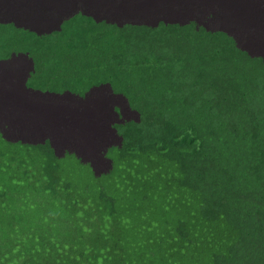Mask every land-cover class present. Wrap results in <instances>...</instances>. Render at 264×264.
<instances>
[{
    "label": "trees",
    "instance_id": "1",
    "mask_svg": "<svg viewBox=\"0 0 264 264\" xmlns=\"http://www.w3.org/2000/svg\"><path fill=\"white\" fill-rule=\"evenodd\" d=\"M7 29L2 41L35 59L38 54L46 60L58 57L61 64L67 57H80L78 78L84 84L105 73L127 80L128 69L115 73L113 62L119 68L125 52L137 45L143 59L137 70L145 76L140 90L150 104L136 129L121 130L122 155L130 157L124 163L121 157L118 171L137 164V179L123 178L137 187V239L114 238L116 226L109 237L105 231L102 235L99 219L93 226L101 237H79L71 250L57 247L55 261L50 228H41L39 243L26 223L36 218L35 211L3 190L18 184V176L4 180L0 171V261L27 264L48 252L51 260L44 257L43 264H197L190 260V250L202 247L204 264H264V64L247 72L246 53L221 32L190 36L187 29L184 37H173L161 24L118 28L81 14L64 23L55 38L10 25L3 27ZM132 29L137 35L129 34ZM84 201L74 202L84 208ZM145 202L147 209L141 206ZM110 208L103 197L92 218ZM125 208L121 210L135 206ZM121 218L112 214L113 220ZM86 221H79L84 229ZM156 228V235L165 232L168 239L158 238L156 251H143L142 235Z\"/></svg>",
    "mask_w": 264,
    "mask_h": 264
},
{
    "label": "rangeland",
    "instance_id": "2",
    "mask_svg": "<svg viewBox=\"0 0 264 264\" xmlns=\"http://www.w3.org/2000/svg\"><path fill=\"white\" fill-rule=\"evenodd\" d=\"M210 1L211 0H134L133 5L129 4V6L122 8L120 6V0H17L15 4L16 8H18L24 14L28 13L27 16H29L30 18H27L28 21L26 23V20L22 19L20 15L15 13L13 14V12L8 10L6 21L8 23H18L22 25V27L32 26L34 29L36 28L37 30H40V32H44L54 28L55 26H58V23L60 21L78 12L92 18L110 21L116 24L134 23L137 25L146 26H152L153 24H158L159 22H168L169 20L179 23L195 22L196 24L204 26L208 24L207 20L212 16V19H216V25L220 27L224 25L225 30H230L226 32L232 35L233 38L239 37V41L240 38L241 40H243V42H240L242 43V47L244 48L243 50L245 52L249 53L250 55H261L264 57V12H262L264 11V0H245L246 2L249 1V3L247 4V13L245 10V6L240 3V1L242 2V0H238L237 2H235L239 20L236 18H232L233 16H228L229 19H225L217 18L215 15H212L213 6L210 4ZM92 4L93 7H91ZM49 5H54L56 11L58 12V14L56 13L54 18H49L48 16V11L50 8ZM41 6L46 7H44V9L42 10L44 13H42L40 19L38 11ZM44 16L46 17L45 19H43ZM31 17L37 18L33 19ZM237 20L239 21L238 23H236ZM228 22L229 24H227ZM214 28L216 29L217 27L215 26ZM130 33H135V35H137V29H132L129 34ZM235 43L237 44V41ZM93 48L94 49L92 50V52L93 56H95V52L97 51V49L94 46ZM6 52L7 48L0 50V53L6 54ZM126 54L127 56H125L124 62L120 65V69H132L137 72V63L143 60L141 59L142 52L137 49V45H134L131 46L130 51L126 52ZM22 56L23 55H20V59H16L20 61H17L18 63H21L20 66L22 67V72L26 73L25 67L27 65L25 64H27V60L24 56ZM28 65L29 67H31L30 63ZM64 65L65 62L59 65L57 60L54 59L53 63L43 62L39 63L38 65L36 64L34 67L35 72H33V70L29 72V74L31 75V84L36 85L42 91L50 92L36 94L37 97L35 98L37 105H42L45 111H49V108L53 107L54 109V104L58 101V99H63L61 100L60 105L58 103L55 104L54 112L56 113L55 118L57 120H62L66 124H70L74 120V118H69L68 112L70 110L66 107H63V105H68L69 107L74 106V114L77 113V110L82 113H90L94 108L98 109L102 106H104L108 110H112L113 107L107 106L106 104L102 103V100L100 99L101 97H104V95H106V93L108 92V89L106 87L95 88L84 94L83 96H77L78 92L83 90L85 84L82 83L81 78H78L76 74H73L68 69H64ZM46 66L53 68V70L46 73L44 71V67ZM102 77L107 78L108 80L110 79V83L115 90L128 96L130 101H128L125 97V104L130 102L129 104L131 107H142L141 100L137 103L136 87H134L133 85L129 86L125 84L122 77L120 76L110 78V73H106L102 75ZM132 78L133 75L129 74V77L126 80L127 83H129ZM21 81H24V78H22ZM66 90L75 91V93L67 92ZM157 95L158 94L156 93L155 96ZM150 99L155 100L154 96L152 95ZM0 100L2 101V99ZM113 100L116 101V99L112 98V105ZM66 101L68 103H66ZM76 104L83 105V107L78 108ZM20 106L22 108H25V106L23 105ZM44 109L41 111L43 113L42 117L38 116L35 118L38 123V132L36 134H41V137L39 138L41 144L43 143V140L46 139V141L48 140L50 144L54 145L56 142H52V139L55 138L56 133H53L52 135H50L49 133L51 126L54 127V122L49 121V119L53 116L52 111L50 115H48V117H45ZM99 111L100 110H98L97 115L99 114ZM5 113V108L0 111V119L6 118ZM64 116H66V119H64ZM125 116V120L136 118V115H134L133 112H127ZM130 126H132V124L128 123L127 128ZM65 127V129H60L59 135L61 137V141L57 142L65 141L67 143H64V145H62L60 148H63L65 146L69 147L72 144L78 146V137L80 136V133L83 138L85 137L88 140L90 137V131L92 130L93 126L87 125L86 129H82L81 125L80 129L77 131L73 127L69 128V126L67 125H65ZM23 133H25V137L31 135L26 131H23ZM87 133H89V136ZM56 144L54 145V150ZM114 153L115 149H111L110 156L112 158H115L114 164L117 170L114 169L111 177L99 179L97 182H95L96 180L94 181L93 179L89 178L70 179L73 185H78L76 192L71 198L72 202L67 198H63L61 195H52V197H54V201L52 203L48 201L45 193H43L45 185L40 183V178H29V176L31 175H33L34 177H38V173L41 171V166L45 165L46 161L39 155H37V153L29 154L26 149L23 150L22 155L23 158H27V161H29L30 163L29 173L21 172L20 177L17 178L18 184H15L12 187H6L3 190L6 192L7 196L17 195V198L19 200L27 201L28 206H25V208L35 211L33 213V216H37V222L29 221L27 219V225L32 224L37 230V233L38 226L45 225L46 227H49L51 233L54 235L52 240L55 242L56 249L58 247V249L71 250L73 243L79 237H82V240H91L94 235L93 228L95 227L93 226V222H96L99 219L101 222H103V224L105 223L103 225V228L106 233L110 232L116 226L115 236L119 237L121 235H125V237L130 240L133 239L134 236L137 237V187L132 186L129 182L128 185L130 186V188H127L126 190L120 189V186L122 188L126 187L127 182H125L123 178L126 179L128 177H131V179L133 180L137 179V170L134 169L137 164L136 162L132 163L127 172H119L118 169L119 163L121 162L122 151H118L116 157ZM127 160L128 157H122L123 163ZM41 161H44L45 164H33V162L39 163ZM61 162H65L68 165L60 166L59 170L55 172V176L72 177V175L76 176L78 174V172L72 171V165L68 158H64V160H61L60 163ZM100 172H104V170L101 169ZM5 179L7 178H4V180ZM21 191L24 192L23 196L19 195ZM99 196L110 197V200H107L106 203L111 207L110 209L112 211L108 209L105 212V215L95 213L93 215V219L92 210L94 209L95 204L98 208L99 205H101V201L98 200ZM111 197H113V200ZM129 198H132V202L128 201ZM83 199L85 200L84 203L88 204L84 208H79V206L76 205L74 201L81 202L83 201ZM35 204H37V210L35 209ZM122 205H124L126 208L128 206H135V208H130L128 209V211L122 210V220H113L112 214L118 215V212L119 210H121ZM149 205L150 204L148 202H145L142 204V207L147 209ZM84 218L87 219L86 222L88 223V226L85 227V229L83 225L79 223V221H82ZM79 225L82 226L80 230ZM121 227H123L122 232L124 234L120 231ZM87 229L88 232H85V230ZM142 250L144 251V249ZM52 254L53 260H58L57 254ZM44 257H48L49 260H51L50 254L46 252L42 258L31 259L27 262V264H43L41 259H43ZM52 264L56 263L52 262Z\"/></svg>",
    "mask_w": 264,
    "mask_h": 264
},
{
    "label": "clouds",
    "instance_id": "3",
    "mask_svg": "<svg viewBox=\"0 0 264 264\" xmlns=\"http://www.w3.org/2000/svg\"><path fill=\"white\" fill-rule=\"evenodd\" d=\"M16 1L17 0H0V37L2 36L3 33L7 34V32L10 31L9 29H7L6 31H3V27L6 25H10L15 29H21L24 31L33 32L37 36L45 35V36H50L51 38H55L57 35H54V34L62 31V26L64 23L74 19L75 16H77V14L83 15L82 13H79V12L72 14V15L68 16L67 18L63 19L62 21H60L58 23L59 24L58 26H55L54 28L49 29L47 31L40 32V30H37L36 28L34 29L32 26H23L22 27V25H20L18 23H8L6 21V15L8 13V10L13 12V14L15 13V14L20 15L22 19L26 20V23L28 21L27 18H30L29 16L22 13L18 8H16V5H15ZM237 1L238 0H211L210 4L213 6L212 15H215L217 18H225V19H229L228 16H233L232 18H236L239 20L238 11H237V8L235 6V2H237ZM133 2H134V0H120V3H121L120 6L122 8H125V7L129 6V4L133 5ZM240 3H242L245 6V10L247 13V11H248L247 4L249 3V1L246 2L245 0H242V2L240 1ZM49 6H50V8L48 11V16H49V18H51V17L54 18L56 13L58 14V12L56 11L54 5H49ZM44 7H46V6H41V8L38 11V15L40 16V19H41L42 13H44L42 11L44 9ZM48 16H47V18H48ZM84 16H86V15H84ZM37 17H31V18L36 19ZM86 17H90V16H86ZM45 18L46 17L44 16L43 19H45ZM90 18L93 19V21L96 23L103 22L105 24L115 25L118 28H121L125 25H130V26H135V27L139 26V27L155 28L161 24V25L168 27L170 29L173 37H184L185 31L187 29L191 30V32H192L190 36H192L196 33L203 36L206 34L210 35L209 33L214 34L216 32H221V33L225 34L227 38H229L233 41L236 49L246 53V57H245L246 62L244 63V66L246 65L247 72L251 71L253 67H256L254 65L257 63L261 64V66H263V64H264V57L263 56H261V55H250L249 53L245 52L243 50L244 48L242 47V43H241V42H243V40H241V38H240V41H241L240 42L238 40L239 37L234 36L235 38H233L232 35H230L229 33L226 32V31H230V30H225L224 25L221 27L216 25L215 24L216 19H212V16L207 20L208 24L204 25V26L200 25V24H196L195 22L179 23V22H175V21H171V20H169L168 22H159L158 24H153L152 26L137 25L134 23H132V24L131 23H118V24H116V23H113L110 21L99 20L97 18H92V17H90ZM238 20L236 21V23L239 22ZM227 24H229V22ZM215 26L217 27L216 29L214 28ZM245 26H246V24H245ZM232 34H233V32H232ZM213 37L214 36H212V39H213ZM0 40H1L0 50L7 48L6 54L0 53V70L2 69L3 71H7V67L10 68L7 71L8 73L0 71V75H1L2 79L7 82V81L17 79L18 77H23L24 81H25L26 88L39 89L36 85L31 84V82H30L31 75L29 74V72L31 70H33V72H35L34 67L36 64L38 65L39 63H43V62L53 63L54 60H51V59L46 60L47 58L45 56H40L39 54L37 55V58L35 59L34 55H32L31 52H25V51L18 50V49L15 50V47L13 45H11V43L4 42V41H2V39H0ZM236 41H237V44L235 43ZM50 42L51 41L48 40L45 42V44H48ZM59 44H61V43H59ZM35 45H36V42H35ZM57 51L59 52V49ZM18 55H23L27 60L26 73L22 72L21 66L17 62L18 60L16 58ZM57 58L58 57H56L55 59L57 60ZM76 59H80V57H77L75 55L67 57V60L64 61L65 62L64 69H68L73 74H76L77 76H79L78 70L82 65V61L80 59V61L77 62ZM8 62H10V64ZM13 62L17 63V64H14ZM64 62H62L61 64H63ZM29 63L31 64V67H29V65H28ZM151 63H152V61H151ZM61 64L59 63V65H61ZM113 64L115 66V73H120V71H119L120 67L118 68V62H113ZM75 68H76V71H75ZM242 68H241V70H242ZM258 69H260V68L256 67L254 70L256 71ZM52 70H53V68H51L49 66L44 67V71L46 73H48ZM122 71H124V70H121V72ZM139 71H141V69H138L137 72L132 70V69L128 70L129 74L133 75V78L129 83H127L126 80H123V81L125 82V84H127L129 86L133 85L134 87L137 88V92H138L137 98H139L137 103L140 102V100H141V105H142L141 108H136L135 106L131 107L129 104L130 102L125 104V97L127 98L128 101H130L128 96L123 94V93H119V91L115 90L114 87L112 86V84L110 83V79L108 80L107 78H104V77H101V79L98 81H93V82L87 81V82H85V87H83V90L78 92L79 95H84V94L88 93L89 91H91L95 88L106 87L114 97H116L120 100L119 106L115 108L116 118H115V122L112 124V129L116 133L117 138H118V144L116 146L110 147V149L108 150L107 158L110 161V170H109L108 174L104 177L62 176V177H42V178H40V183L45 185V189H44L43 193H45L46 198L47 197L51 198L49 200V202L52 203L54 201V197H52V195L53 196H55V195L63 196L65 194H68L67 199L69 200L72 198V196L74 195V193L76 192V190L78 188V185H73V183L70 181V179L89 178V179H93L94 181L96 180L95 182H97L99 179L111 177V175L114 171V166H115V164H114L115 158H112L110 156L111 149H115V153H114L115 157L118 154V151L123 150V136L121 135L122 131L124 133L128 128L136 129L137 125H139L140 120L142 118L143 119L145 118V114L142 113L143 109H146L145 107H147V105L150 104V101L143 95L142 91L140 90L141 86L143 85L142 83H143L145 76ZM22 87H23V85H22ZM66 91L75 93V91H70V90H66ZM251 95H254V93H251ZM127 112H131V113L133 112L134 115H136L135 116L136 118L125 120L126 119L125 114ZM128 123H131L132 126L127 128ZM134 126H136V127H134ZM0 138H1V136H0ZM2 149H3V153L0 155V171H1V169H8V171H9V172L1 171L2 176L7 178V179H9V178L11 179L15 176L20 177L21 172H24V171H22L23 163H20V160L14 161L12 159V157H8L4 153V147H2ZM122 157L127 158L130 156L125 153L124 155H122ZM66 158H68V156H66ZM33 164H45V163H44V161H41L39 163L33 162ZM63 165H68V164L65 162H61L60 166H63ZM46 174H49V173H46ZM36 178H39V177H36ZM127 188H130L128 183L126 184L125 188H122L120 186V189L126 190ZM103 197L106 199V201L110 200V197H107V196H99L98 200L101 201ZM111 198L113 200V197H111ZM116 201H117V199H116ZM123 206L124 205H122V207ZM118 215H122L120 213V210L118 212ZM121 220H122V218H121ZM31 221L37 222V216H36V218H34ZM218 221H221V220L219 219ZM26 223L28 224L27 221H26ZM29 226L32 227L31 231L32 232L34 231L36 233L35 237L38 239V241L40 243V236L42 235L40 233V230L43 226H38V233L32 224H29ZM113 231H114V228L110 232L107 233V237H109L108 234L113 233ZM49 232H50V235L53 239L54 235L51 233V231H49ZM85 232H88V229L85 230ZM157 233H158V228H156L154 231H152V234L147 233V234L142 235V238L144 239V246H142L144 251L146 249L149 251L150 248H154L158 238L159 239H168V236L166 235L165 232L161 233V235H156ZM102 235H104V228H103ZM99 237H101V236L99 234H96L95 229H94V235H93V238L91 240L99 238ZM113 237L118 238L115 236V233H113ZM134 238L137 239L136 236H134ZM52 242H54V241L52 240ZM0 246H1V243H0ZM51 248H52V252L55 253V251L57 250L56 247L51 246ZM154 251H156L155 248H154ZM190 251H192V253H193V255L190 256V258H191L190 260L196 261L197 264H204V262L206 261L207 254H205V251L202 250V247L200 248L199 251H194V249L190 250ZM6 262L7 261H4V262L0 261V264H5Z\"/></svg>",
    "mask_w": 264,
    "mask_h": 264
},
{
    "label": "bare ground",
    "instance_id": "4",
    "mask_svg": "<svg viewBox=\"0 0 264 264\" xmlns=\"http://www.w3.org/2000/svg\"><path fill=\"white\" fill-rule=\"evenodd\" d=\"M93 4L91 7H93ZM25 15H28V13H25ZM19 56H17V58H19ZM26 67L25 69H27ZM9 69L10 68L7 67V71ZM0 71L8 73L2 69ZM22 78L23 77H18L17 79L6 82L0 75V99H2V101L0 100V111L4 108L6 109V118L0 119V155L3 153L2 147H4V153L8 157H12L14 161L20 160V163H23L22 171L29 173L30 163L27 161V158H23V150L26 149L29 154L37 153V155L46 161V164L41 166V171L38 173L39 178L57 177L55 176V172L59 170V163L61 160H64L66 156H68V159L71 162L72 171L78 172L76 176L72 175V177L106 176L110 170V161L107 158L108 150L110 147L118 144V138L112 129V124L115 122V108L119 106L120 100L114 97L108 90L106 95L100 99L102 100V103L113 107L112 110H108L102 106L98 109L94 108L90 113H82L77 110V113L74 114V106L69 107L68 105H63V107L70 110L68 112L69 118H74L72 121L73 123L66 124L62 120H57L55 118L56 113L54 112L55 104L58 103L60 105L61 100L63 99H58L54 104V109L52 107L49 108V111H45L42 105H37L35 97H37L36 94L50 92H45L36 88H26L25 81H21ZM77 96L83 95L77 94ZM112 98L116 99V101L113 100V105ZM66 103L68 102L66 101ZM20 105L25 106V108H22ZM76 106L78 108L83 107V105L78 104H76ZM43 109L45 117H48L52 111L53 116L49 121L54 122V127L51 126L49 133L50 135L56 133L55 138L52 139V142L57 143H55V150V144H50L46 139L43 140V143L41 144L39 139L41 134H36L38 132V123L35 118L38 116L42 117L43 113L41 111ZM98 110L100 111L97 115ZM64 119H66V116H64ZM65 125L69 126V128L73 127L76 131L80 129L81 125L82 129H86L87 125H92L93 127L90 131V137L88 140L85 137L83 138L80 133V136L78 137V146L72 144L69 147L65 146L60 148L64 143H67L65 141L57 142L61 141L59 131L60 129H65ZM23 131H26L31 135L25 137ZM87 134L89 136V133ZM101 169H103L104 172H100ZM1 171L9 172L8 169H1Z\"/></svg>",
    "mask_w": 264,
    "mask_h": 264
}]
</instances>
